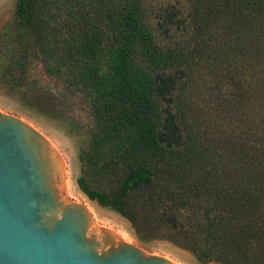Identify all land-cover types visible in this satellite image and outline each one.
Masks as SVG:
<instances>
[{
	"label": "trees",
	"instance_id": "1",
	"mask_svg": "<svg viewBox=\"0 0 264 264\" xmlns=\"http://www.w3.org/2000/svg\"><path fill=\"white\" fill-rule=\"evenodd\" d=\"M14 16L10 89L37 43L52 68L55 48L93 137L121 147L116 193L77 178L90 201L135 230L156 206L200 264H264V0H17Z\"/></svg>",
	"mask_w": 264,
	"mask_h": 264
},
{
	"label": "rangeland",
	"instance_id": "2",
	"mask_svg": "<svg viewBox=\"0 0 264 264\" xmlns=\"http://www.w3.org/2000/svg\"><path fill=\"white\" fill-rule=\"evenodd\" d=\"M16 3L17 0H0V112L25 122L59 154L66 163L64 179L67 197L91 212L98 229L104 228L114 233L122 242L138 247L146 255L162 256L173 264H200L190 252L165 239L168 231L164 226L161 210L156 206H149L146 221L135 230L130 221L120 213L90 201L81 192L76 182L81 176H84L92 189L108 194L117 192L122 174L126 172L123 163L116 164L121 147H115L111 141L102 137H93V118L88 103L72 91L74 88L68 84L64 68L53 61H58L61 55L55 48L50 51L54 65L52 68L48 63L46 66L43 64L46 50L41 41L37 43L33 51L26 54L30 63L26 66L25 80L18 86L19 91L10 89L9 77L19 74L13 62L20 55L15 52L16 47L8 43L11 33L14 35L8 30L12 31L9 26L14 24ZM19 30L24 33L25 28L21 26ZM27 37H21L20 40H27ZM77 57L81 58V55L78 54ZM7 73L9 74L5 75ZM198 91L200 90L192 91L198 106L207 107L200 96H195ZM207 111L208 108L204 114ZM206 118L207 115L203 114L197 118V123L203 129L208 124ZM199 188L206 190L204 184H199Z\"/></svg>",
	"mask_w": 264,
	"mask_h": 264
},
{
	"label": "water",
	"instance_id": "3",
	"mask_svg": "<svg viewBox=\"0 0 264 264\" xmlns=\"http://www.w3.org/2000/svg\"><path fill=\"white\" fill-rule=\"evenodd\" d=\"M65 169L37 131L0 112V264H173L98 229L67 197Z\"/></svg>",
	"mask_w": 264,
	"mask_h": 264
}]
</instances>
